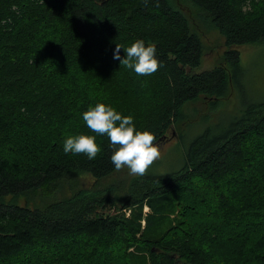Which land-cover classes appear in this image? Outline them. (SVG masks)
Wrapping results in <instances>:
<instances>
[{
    "label": "trees",
    "instance_id": "trees-1",
    "mask_svg": "<svg viewBox=\"0 0 264 264\" xmlns=\"http://www.w3.org/2000/svg\"><path fill=\"white\" fill-rule=\"evenodd\" d=\"M183 1L223 36L221 64L199 69L202 41L174 0H0V264H32L24 254L37 243L80 241L124 263L128 253L112 239L124 230L128 241L144 245L149 264H264V231L250 229L239 242H222L231 244L224 249L190 236L137 239L125 226L140 218L138 206L174 188L199 203L187 190L212 193L206 213L227 227L264 223V185L241 190L243 177L260 172L264 99L241 104L225 125L212 120L189 134L240 87L246 72L238 48L264 46V0ZM138 39L155 45L161 66L148 76L146 93L131 92L132 102L114 103L97 75L66 73L93 52L105 61L101 55L116 44L127 48ZM97 103L131 115L135 128L152 132L157 145L177 130V166L164 168L160 158L159 169L113 180V148L83 120ZM20 133L16 149L7 150ZM80 134L96 136L101 152L94 160L63 151L65 139ZM234 173L243 177L229 186ZM19 197L30 205L11 200ZM127 209L133 210L129 218ZM246 243L262 252L250 254Z\"/></svg>",
    "mask_w": 264,
    "mask_h": 264
},
{
    "label": "rangeland",
    "instance_id": "rangeland-1",
    "mask_svg": "<svg viewBox=\"0 0 264 264\" xmlns=\"http://www.w3.org/2000/svg\"><path fill=\"white\" fill-rule=\"evenodd\" d=\"M174 2L178 8L183 10L192 29L198 33L202 41L204 53L199 69H208L221 64L223 62V53L226 49L223 36L216 28L202 22L198 18L196 10L185 1L174 0ZM111 50L112 52L107 51L101 55V58L105 61H98L97 57H99V54L95 55L96 52H93L86 61L82 62V64L79 63L77 67L69 69L67 66L66 73L71 72L72 75H76V73L80 72L84 79L92 78L88 76L97 75L109 87L111 100L121 106L135 99L132 97L134 94L131 93L132 91L146 93L148 87H150L151 80L148 76H138L133 69L126 68L120 64L119 60L113 58L114 49ZM238 50L241 65L246 72L245 77L242 78L239 84L240 87L234 90L232 100L229 99L226 103L217 102L214 105V110L216 111L214 118H209L204 123L194 125L196 128L190 131V135L194 129L202 127L203 124L205 126L206 123L213 122L212 120H216L215 122L221 121L225 125L239 111L241 104L264 99V46L250 47L249 45H243ZM120 56L123 58L124 54L122 53ZM106 62L113 67H105L104 64ZM166 136L167 139L158 145L163 160L162 166L164 168L175 167L178 164V159H180L178 147H176L180 133L172 129L166 133ZM23 137L22 133L17 136L15 134V141L4 147L8 150L13 146V150H15L16 141ZM261 161V168L259 166L260 172L258 174L243 177L238 173H234L228 177L229 186L234 179L240 180L243 177L247 180L241 188L243 192L249 193L262 187L264 185V156L261 157ZM152 166L159 169L157 162H154ZM131 176L129 170L124 168L118 171V177L115 176L116 178L114 177L113 180L119 182L123 178L129 179ZM187 191L192 197L202 199V203L185 199L182 195L183 190L174 188L172 191L164 195L154 196L151 201H145L138 206L135 213H140V218L131 217L133 223L131 221L127 222L125 225L126 229L131 235H135L137 239L149 240L154 238L156 240L162 237L184 238L190 236L199 245H221L224 249H230L231 244L222 242H231L230 240L239 242L236 240L246 235L250 229L256 232L264 231V223L257 221L253 223L250 221L239 227L223 225L218 219L210 217V214L206 213L210 210L208 207L213 198L212 193L198 192L196 189ZM11 200L16 201L20 205L26 203L30 205L31 203V200H27L25 197ZM132 211V209L125 210L124 217L129 218ZM127 234V231L124 230L120 232L119 236L114 235V238H112L115 243L118 242L121 245L124 252L128 253V255H125L124 263L115 261L114 254L107 257L100 252H93L90 243L88 244L86 241L65 245L59 243H37L28 249L24 255L32 264H149L144 245L140 242H135L134 239L128 241L126 239ZM243 247L244 249L253 248L254 250L250 254L256 255L261 251L258 248H254L251 243H246ZM212 251L219 252L215 248H212Z\"/></svg>",
    "mask_w": 264,
    "mask_h": 264
},
{
    "label": "clouds",
    "instance_id": "clouds-1",
    "mask_svg": "<svg viewBox=\"0 0 264 264\" xmlns=\"http://www.w3.org/2000/svg\"><path fill=\"white\" fill-rule=\"evenodd\" d=\"M144 3L147 4L148 0H144ZM121 49L124 51L123 58L120 56ZM113 58L126 68L133 69L138 76H150L161 66L156 58L155 45L146 46L139 39L127 48L116 44ZM83 120L93 133L107 136L113 148L110 159L117 171L127 168L130 175L143 176L161 158L156 136L148 130H137L131 115H122L111 106L97 103L83 113ZM63 151L66 154H83L89 160H94L101 152V147L96 136L80 134L67 137Z\"/></svg>",
    "mask_w": 264,
    "mask_h": 264
}]
</instances>
